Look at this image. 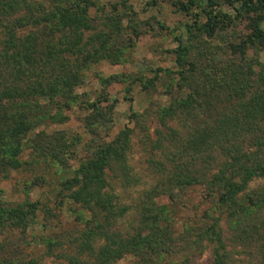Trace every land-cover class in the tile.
I'll return each mask as SVG.
<instances>
[{"label": "rangeland", "instance_id": "1", "mask_svg": "<svg viewBox=\"0 0 264 264\" xmlns=\"http://www.w3.org/2000/svg\"><path fill=\"white\" fill-rule=\"evenodd\" d=\"M90 1L76 53H51L63 38L48 37L46 26L41 55H34L44 66L9 73L35 87L40 82L42 94L10 105L33 125L12 140L20 167L0 169V206L34 205V217L24 230L0 231V264H67L78 252L83 232L102 215L71 202L61 183L123 129L129 130V178L109 169L105 181L126 212L107 230L135 245L115 264H210L214 247L203 234L213 220L231 264H264L254 246L264 235V207L239 221L232 209L217 210L214 191L204 184L213 169L202 163L207 154L217 161L216 150L198 156L187 148L192 131L220 113L221 91L209 95L204 86H264V47L233 50L249 31L224 1L214 10L231 19L211 35L196 4L189 14L179 11L185 0ZM259 28L264 33V20ZM181 177L195 181L177 183ZM262 191L264 178L253 179L237 204L246 206Z\"/></svg>", "mask_w": 264, "mask_h": 264}, {"label": "trees", "instance_id": "2", "mask_svg": "<svg viewBox=\"0 0 264 264\" xmlns=\"http://www.w3.org/2000/svg\"><path fill=\"white\" fill-rule=\"evenodd\" d=\"M218 1L185 0L178 2L177 7L179 11L189 14L196 4L205 19L202 29L211 35L223 23V18L231 19L230 15L214 10L219 5ZM220 1H224L226 7L234 12L233 19L246 23L249 31L240 45L232 47L233 50L242 53L246 45L263 48L264 33L259 23L264 20V0ZM90 5V0H0V169L16 170L20 167L18 149L13 146L12 140L25 135L33 125L24 111L12 110L10 105L24 103L42 94L40 82L35 87L33 83H24L14 77L10 79V71L19 73L32 63H42L40 66H44L40 62L41 58L34 55L41 53L44 43L41 32L46 26L52 29L48 37L56 32L63 38L57 44L60 50L56 49V44H53L55 49L49 47L51 53H76L79 36L88 29L85 13ZM50 39L46 41L47 45L51 43ZM262 77L264 85V72ZM204 87H208L209 95L213 96H217L213 90L221 91L218 102L221 105L220 113L210 125L192 131L187 148L198 156L207 153L208 149L216 150L217 161L209 154L202 159L205 170L213 169L204 182L214 191L213 203L217 210L232 209L233 214L238 215L235 221L250 219L261 206L264 207V191L258 199H249L246 206L238 205L236 200L249 182L264 178V86ZM178 107H186L185 101ZM85 121L87 124L91 122L89 117ZM128 141L129 130H121L61 183L71 202L102 215L98 222L94 220L92 226L83 232V238L77 246L78 252L67 258V264H115L135 245V242L121 240L118 235L107 230L108 223L120 218L126 210L119 206L108 190L105 171L112 169L120 179L129 178L126 165ZM181 179L177 183L189 185L195 181L189 177H185L183 182ZM33 211L34 205L26 208L0 206V231L26 229L33 223ZM206 217L210 218V215ZM217 226V220H213L212 227L203 234L206 236L204 239L214 247L210 264H231L230 254ZM98 241L100 245L93 248V243ZM254 246L255 254L264 261V235L255 238ZM27 264L34 263L30 261Z\"/></svg>", "mask_w": 264, "mask_h": 264}]
</instances>
